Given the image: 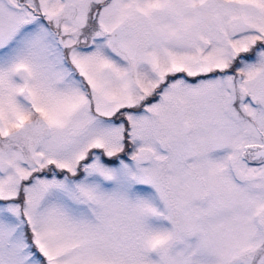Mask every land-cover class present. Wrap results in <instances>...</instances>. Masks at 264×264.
Listing matches in <instances>:
<instances>
[{
    "label": "snow or ice",
    "instance_id": "obj_1",
    "mask_svg": "<svg viewBox=\"0 0 264 264\" xmlns=\"http://www.w3.org/2000/svg\"><path fill=\"white\" fill-rule=\"evenodd\" d=\"M0 264H264V0H0Z\"/></svg>",
    "mask_w": 264,
    "mask_h": 264
}]
</instances>
